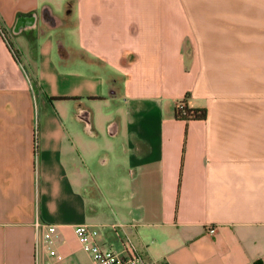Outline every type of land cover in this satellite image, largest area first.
<instances>
[{
    "label": "crops",
    "instance_id": "crops-1",
    "mask_svg": "<svg viewBox=\"0 0 264 264\" xmlns=\"http://www.w3.org/2000/svg\"><path fill=\"white\" fill-rule=\"evenodd\" d=\"M0 29V264H94L79 225L124 258L264 264V0H0Z\"/></svg>",
    "mask_w": 264,
    "mask_h": 264
},
{
    "label": "built area",
    "instance_id": "built-area-1",
    "mask_svg": "<svg viewBox=\"0 0 264 264\" xmlns=\"http://www.w3.org/2000/svg\"><path fill=\"white\" fill-rule=\"evenodd\" d=\"M38 228H45L44 239L47 243H53L56 233L55 225H38ZM75 234L82 247L88 253L94 264H156L153 261L143 258H124L111 250H106L101 246L97 228L92 225H79L75 227ZM54 256L55 251H51Z\"/></svg>",
    "mask_w": 264,
    "mask_h": 264
},
{
    "label": "trees",
    "instance_id": "trees-1",
    "mask_svg": "<svg viewBox=\"0 0 264 264\" xmlns=\"http://www.w3.org/2000/svg\"><path fill=\"white\" fill-rule=\"evenodd\" d=\"M0 35L2 36L4 42L6 43L8 49L10 50L11 54L15 61L19 64L22 63V56L19 50H17L10 39L7 37L3 29H0ZM63 53V51H60ZM188 98V94L185 97V100ZM52 101L59 100V99H50ZM63 100V99H62ZM68 100V99H64ZM181 102L175 109V119L178 121H205L207 119L208 111L205 108H191L186 103V101Z\"/></svg>",
    "mask_w": 264,
    "mask_h": 264
},
{
    "label": "rangeland",
    "instance_id": "rangeland-1",
    "mask_svg": "<svg viewBox=\"0 0 264 264\" xmlns=\"http://www.w3.org/2000/svg\"><path fill=\"white\" fill-rule=\"evenodd\" d=\"M105 142H108V140L106 138H99L98 140H96V144L98 145V148H99L100 151L102 149L108 148V147H106L107 144ZM110 143L111 142L109 141L108 146L111 145ZM94 201H95L94 199H91V202H94ZM100 202H101V206L103 207V211L106 212L109 215V217L112 218L113 214H112V212H110V209L107 207V202L105 200H100ZM97 231L99 233V239H100L102 237V234H106L107 235L108 229H104V228H101V227L98 228L97 227ZM119 245H121V242H119ZM103 248L106 249V250H111L112 252L115 253V251L113 249H111L110 247H105L104 246Z\"/></svg>",
    "mask_w": 264,
    "mask_h": 264
}]
</instances>
